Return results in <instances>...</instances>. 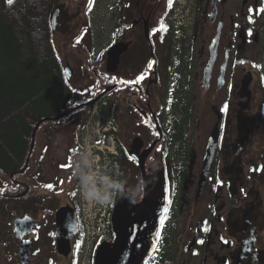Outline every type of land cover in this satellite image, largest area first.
Returning a JSON list of instances; mask_svg holds the SVG:
<instances>
[{"label":"flooded vegetation","instance_id":"af4514ba","mask_svg":"<svg viewBox=\"0 0 264 264\" xmlns=\"http://www.w3.org/2000/svg\"><path fill=\"white\" fill-rule=\"evenodd\" d=\"M69 2L84 3L75 21ZM59 5L65 6L69 31L51 30L55 4L47 23L58 61L46 63L59 77L62 94L41 119H26L21 165L16 162L9 182L0 184V264H82L85 257L93 264V253L83 254L81 220L93 186L108 189V227L118 200L127 194L140 201L144 178L161 171L171 204L142 264H264V170L253 171L264 165V12L259 11L264 0H173L171 10L168 0H111L104 22L96 16L98 0ZM182 15L190 16L188 24L179 20ZM161 20L167 30L154 34ZM80 46L82 56L70 59L67 48ZM193 73L203 103H197ZM141 74L146 77L141 84L111 91ZM172 82L177 102L171 103ZM106 90L111 92L85 106ZM204 108L218 113L214 127ZM217 125L215 157L202 183ZM174 143L182 145L178 157L172 154ZM102 151L115 155L110 160L116 166L93 173L90 161ZM62 210L61 228L70 243L60 251ZM108 229L104 241L111 243L112 226Z\"/></svg>","mask_w":264,"mask_h":264},{"label":"trees","instance_id":"16d2710c","mask_svg":"<svg viewBox=\"0 0 264 264\" xmlns=\"http://www.w3.org/2000/svg\"><path fill=\"white\" fill-rule=\"evenodd\" d=\"M31 2L13 0L12 4L20 14H32ZM8 7L12 8L6 0H0V171L5 176L16 162L21 165L29 127L23 115L41 119L57 106L62 94L59 77H54L44 59L42 45L46 37L37 48L30 18L23 19L25 26L19 27L7 16ZM47 31L49 36V26ZM171 98L177 102L175 96ZM176 140L181 141V137ZM108 227L111 229L110 221Z\"/></svg>","mask_w":264,"mask_h":264},{"label":"water","instance_id":"95a60500","mask_svg":"<svg viewBox=\"0 0 264 264\" xmlns=\"http://www.w3.org/2000/svg\"><path fill=\"white\" fill-rule=\"evenodd\" d=\"M51 25L54 32L66 34L69 31L65 22L64 5H59L55 8ZM114 61L115 60H113V63ZM120 85H122V83L115 85L111 88V91L115 90ZM111 91L106 90L100 97L85 106L95 104ZM214 111L218 116L216 110ZM39 126L40 124L34 129L31 150L34 147L35 133ZM218 140L219 129L217 125L208 143L207 153L204 159L205 166L202 174V183L205 182L211 170ZM154 145L155 143L150 149H152ZM139 162L141 169H144L142 161ZM143 184L144 194L140 201L126 194L116 203L111 216V226L115 236V242L113 244L104 243L99 246L96 252L95 264H142L144 261L149 252L150 241L156 236V233L159 232L160 221L164 217V215H162L163 210L167 207V192L166 179L162 171L156 172L151 179L145 177ZM64 215L65 210H62L58 214L60 221L58 248L60 251H63L65 248L68 249L70 243V235H65L61 228Z\"/></svg>","mask_w":264,"mask_h":264},{"label":"rangeland","instance_id":"374dc122","mask_svg":"<svg viewBox=\"0 0 264 264\" xmlns=\"http://www.w3.org/2000/svg\"><path fill=\"white\" fill-rule=\"evenodd\" d=\"M60 1L61 0H39V1L38 0H32V2H31L32 4H30V6H29L31 8V10H34V11H32L33 12L32 14H28L26 11H24L25 14L23 12H22V14H20L18 12L20 10H15V7H13V4H11L12 8L8 7L10 10H7V16L10 18L11 22L17 23L19 27L23 28L25 26V23L23 22V19H26L27 16L30 18V22L35 26L34 27L35 30L32 33V40L35 42V44H37V48H39V47H41L40 40H42V38L46 37L44 45H42L43 52H44L43 55L44 56L46 55L44 59H45V61H47L49 63H53L54 65L56 64V62L58 60H57L56 57H54L53 48L50 45L48 31H47L49 25L47 23V19L46 18L48 17L47 11L48 10L51 11L55 4H56V6L59 5ZM104 1L103 0H98V11H97V14H96V16L99 19H101L103 22H104L103 19L106 18L107 15H108L107 7H108L109 3H111V0H104ZM68 4H69V9H70V11L72 13L71 17L75 21V18H76L77 15H80L81 13L83 14V5L82 4H84V3L81 2L79 4H75V3L73 4V3L69 2ZM44 16H45V21H43L44 20ZM29 18H28V20H29ZM179 20L181 22H184V23L188 24V22H189V20H191V18H190V16L189 17H187V16L184 17L182 15ZM45 24H46L47 29H44V25ZM190 28H191V26H190ZM189 31H190V29H189ZM73 32H74L73 33L74 36H78L79 33L81 32V29L80 28L79 29H75ZM73 34H71V36ZM87 38L88 39H85V41H83V43H87L86 45L88 47V46H90V39H89V37H87ZM52 39L54 40V43L57 46L58 39H57L56 35L53 36ZM70 41H71V39L69 40V42ZM78 48H82V46H80ZM78 48H76V49H78ZM67 49L68 50H66V51H67V53H69V56H71L70 59H72V60H76L77 58H80L82 56V53L80 51L84 50L83 48L82 49H78V50H73L71 47H68ZM84 54L86 55V52ZM263 65H264V63L262 64V66ZM192 75L193 76H192L191 80L194 83V90H195L196 95L198 97L197 103H203L204 102L203 89L201 88L200 82L195 78L196 74L193 73ZM167 100H169V99L167 98ZM257 113H260V111L258 110ZM203 114H204V116H206V118L208 120V124H212V127H214V124L216 122V116H217L215 111L213 112L212 108L211 109L210 108H208V109L204 108L203 109ZM23 116L26 117V119L30 118V116H28V115H23ZM204 137L205 136L203 134V137H202L203 140H204ZM195 140H196L195 136H193L192 141L194 142ZM199 142H201V141L200 140L197 141L196 147L199 146ZM177 146H179L180 149L182 148V145H180V144H178ZM251 159L256 161L255 155H252ZM90 166H91V169L93 170V173H94L95 169H100L101 170V169H104L107 165H104L103 162L100 164L99 163V159H94L93 158V160L90 161ZM260 181H262V179ZM6 182L7 183L9 182L8 181V176L0 174V184L6 183ZM105 188H106L105 185H102V184H98L96 186H93L92 191L94 192V197L91 198V199H87L86 200V205H85V208H84L85 211H86V212H84L85 213V218L87 220H89V222L92 224L93 227L96 224V216L98 214V210L97 209L101 205V198L103 196L102 192H105V190H104Z\"/></svg>","mask_w":264,"mask_h":264},{"label":"snow or ice","instance_id":"6c2138e0","mask_svg":"<svg viewBox=\"0 0 264 264\" xmlns=\"http://www.w3.org/2000/svg\"><path fill=\"white\" fill-rule=\"evenodd\" d=\"M91 2H92V0H90V3H91ZM7 3H8L9 5H11V4L13 3V0H7ZM172 5H173V0H168V9H169V10H171ZM249 11L251 12L252 10L250 9ZM259 11L264 12V8H261ZM166 30H167V26L165 25L164 21L161 20V21L159 22V28H158V29H154V30H153V33L155 34V32H157V31H166ZM78 42H79V41H78ZM153 63H155V62L153 61ZM239 63L242 64V63H245V61H239ZM148 67L151 68L152 65L149 64ZM145 78H146L145 75H144V74H141L136 80H132V81L122 80V81H120V83L125 84V85H129V86H131V85H139V84H141V82H142ZM224 111H225V112L228 111V106H227V105H225V107H224ZM74 151H76V150H74ZM130 159H132L133 161H135V160H136V157H134V156H130ZM68 166H69V167L71 166V162L69 163ZM258 170H264V165H262L260 169H253V171H258ZM217 183L220 184V185H222V184H223V181L218 179V180H217ZM46 187H51V185H48V186H46ZM168 204H169V205L171 204V199L168 200ZM168 212H169V208L166 207V208H164V210H163V214H162V215H166ZM160 224H161V226H163V224H164V220H163V219H161ZM204 230H205V231H208L207 228H205ZM156 236H157V239H159V237H160V233L157 232V233H156ZM221 239L223 240L224 243H226V244L229 243V241L224 240L223 237H221ZM199 243L202 244L203 241H199Z\"/></svg>","mask_w":264,"mask_h":264},{"label":"built area","instance_id":"2783aa9c","mask_svg":"<svg viewBox=\"0 0 264 264\" xmlns=\"http://www.w3.org/2000/svg\"><path fill=\"white\" fill-rule=\"evenodd\" d=\"M105 192L103 193V196L101 198V205L99 207L100 213H99V218L96 219V224L93 227L92 224L89 222V220H87L85 218L84 220V225H85V229H86V246H87V250H90L93 244V241L98 237V236H102L106 234V226H105V211L107 209L106 204L108 202V197H109V192L108 190L105 188L104 189ZM103 210H105L103 212ZM86 212V211H85ZM85 214V213H84ZM89 252V251H86ZM84 264H88L84 263Z\"/></svg>","mask_w":264,"mask_h":264},{"label":"bare ground","instance_id":"6f19581e","mask_svg":"<svg viewBox=\"0 0 264 264\" xmlns=\"http://www.w3.org/2000/svg\"><path fill=\"white\" fill-rule=\"evenodd\" d=\"M180 148L179 146L174 147L172 154L176 157L179 155ZM214 160V159H213Z\"/></svg>","mask_w":264,"mask_h":264}]
</instances>
